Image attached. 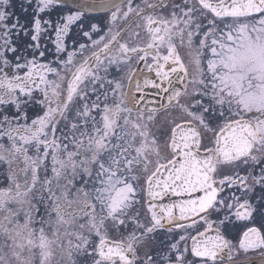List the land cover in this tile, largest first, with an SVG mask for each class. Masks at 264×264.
<instances>
[{
  "label": "snow or ice",
  "instance_id": "obj_1",
  "mask_svg": "<svg viewBox=\"0 0 264 264\" xmlns=\"http://www.w3.org/2000/svg\"><path fill=\"white\" fill-rule=\"evenodd\" d=\"M0 264H264V0H0Z\"/></svg>",
  "mask_w": 264,
  "mask_h": 264
},
{
  "label": "flooded vegetation",
  "instance_id": "obj_2",
  "mask_svg": "<svg viewBox=\"0 0 264 264\" xmlns=\"http://www.w3.org/2000/svg\"><path fill=\"white\" fill-rule=\"evenodd\" d=\"M169 2H171V0H169ZM180 2H181V0H176V3H180ZM25 39H27V38H25ZM126 39H127V37H126ZM180 51H181V55L183 56L184 55V50L181 49ZM49 58H51V57H49ZM165 116H166V114L162 112L160 114L159 119L160 120H163L165 118ZM168 199H172V200L175 199L176 200L177 198L176 197L169 196V197H165L162 201H157L156 203H158V204H160V203L164 204V200H168ZM164 237H165V234L163 232H161V233L158 234V240L159 239H163ZM243 259H244L243 255L237 257V260L238 261L243 260Z\"/></svg>",
  "mask_w": 264,
  "mask_h": 264
},
{
  "label": "water",
  "instance_id": "obj_3",
  "mask_svg": "<svg viewBox=\"0 0 264 264\" xmlns=\"http://www.w3.org/2000/svg\"><path fill=\"white\" fill-rule=\"evenodd\" d=\"M173 200H175V199H173ZM173 200L172 199L164 200V204L171 203Z\"/></svg>",
  "mask_w": 264,
  "mask_h": 264
}]
</instances>
